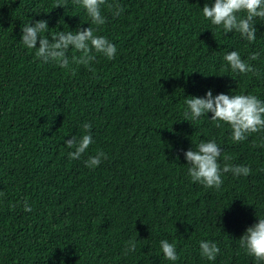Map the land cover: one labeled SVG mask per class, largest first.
I'll return each instance as SVG.
<instances>
[{
	"label": "trees",
	"instance_id": "trees-1",
	"mask_svg": "<svg viewBox=\"0 0 264 264\" xmlns=\"http://www.w3.org/2000/svg\"><path fill=\"white\" fill-rule=\"evenodd\" d=\"M206 2L214 0H107L124 8L114 17L102 6L97 33L116 57L96 53L94 72L71 64L73 72L37 59L21 26L47 20L49 39L96 28L82 7L0 0V264H257L239 238L264 217V132L236 143L211 113L186 121L184 100L209 89L264 100V21L249 43L204 19ZM232 50L245 60L258 52L249 62L260 75L233 72L223 59ZM68 55L71 62L80 53ZM84 123L93 143L70 159L65 140L79 138ZM211 139L222 148L221 167L250 166L251 174L225 173L219 189L193 183L184 153ZM97 150L107 159L86 167ZM165 239L175 242L177 261L164 258ZM201 240L218 245L214 261L201 255ZM128 241L136 250L126 255Z\"/></svg>",
	"mask_w": 264,
	"mask_h": 264
},
{
	"label": "clouds",
	"instance_id": "clouds-1",
	"mask_svg": "<svg viewBox=\"0 0 264 264\" xmlns=\"http://www.w3.org/2000/svg\"><path fill=\"white\" fill-rule=\"evenodd\" d=\"M73 5L82 7L91 20L92 25L87 28L77 27L76 30H59L49 36L43 35L48 32V21L44 19L31 21L21 26L20 40L29 50H35V57L43 63L54 62L61 68L73 71L71 64L89 67L96 60V53L102 54L108 60L116 57L117 48L104 35L97 34L100 26L106 23L102 6L114 9L113 16L118 17L124 12V8L118 4H108L107 0H72ZM68 6V0H56L54 8ZM203 18L210 21L212 25L221 28L224 34L236 32L241 38L249 43H254L257 39V20L264 21V0H214L213 3H205L202 8ZM37 43L39 46H37ZM71 46V47H70ZM73 49L80 53L73 55L71 62L69 50ZM259 57L258 52H252L248 59H242L241 54L236 51H228L223 59L227 62L233 72L240 74L252 73L259 76V71L249 62L255 61ZM90 71L94 69L89 67ZM186 110L185 120H198L202 116L211 113V118L217 128L227 124L231 129V139L240 143L246 141L254 133L264 132V100L253 94H224L213 96L209 89L204 97L189 95L185 98ZM84 133L78 138L73 136L65 140V144L70 151V159H80L82 154L89 149L93 143L91 134L92 125L84 123L82 125ZM255 146V145H254ZM264 147V142L261 144ZM222 154L221 146L215 141L201 140L195 148L191 147L184 153V158L188 165L187 173L193 183H199L205 188L219 189L224 183L222 176L231 172L234 176H245L251 174L250 166L231 165L225 163L223 167L219 163ZM178 158V157H177ZM102 159H107L106 153L97 150L95 156H89L85 166L95 168L99 166ZM227 161L230 157L225 156ZM3 192H0V196ZM17 205H10L15 208ZM24 211L31 212L32 207L27 199L23 201ZM225 209V208H224ZM240 246L247 255L253 257L257 264H264V217H257V222L247 227L243 235L239 238ZM201 255L209 261H214L220 249L215 242L201 240L199 242ZM160 247L165 259L177 261L179 256L175 242L161 240ZM136 244L128 241L125 245V254L135 252ZM62 264V262H61Z\"/></svg>",
	"mask_w": 264,
	"mask_h": 264
}]
</instances>
